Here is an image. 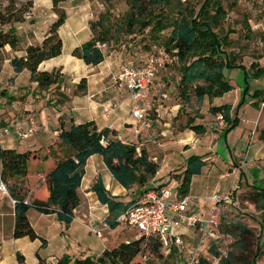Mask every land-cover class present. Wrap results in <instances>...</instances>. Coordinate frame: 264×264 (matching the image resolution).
I'll return each mask as SVG.
<instances>
[{"label":"trees","instance_id":"trees-1","mask_svg":"<svg viewBox=\"0 0 264 264\" xmlns=\"http://www.w3.org/2000/svg\"><path fill=\"white\" fill-rule=\"evenodd\" d=\"M6 1L7 4L0 8V50L5 45L11 48L19 47L16 23L26 20L25 16L32 6L31 1L22 4L16 0ZM62 1L65 0H52L53 8L56 10ZM100 1L107 7L111 5V0ZM126 2L129 6L128 11L120 18L127 33L132 34L137 28V31L142 33L148 28L154 42L158 32L164 29L169 30L163 44L157 47L154 44L149 53L162 47L164 65L161 69L169 63L178 64L180 79L177 86L182 103H189L191 91L195 98L200 100L204 96L210 99L222 96L231 89L232 86L222 72L226 66L242 68L246 79L257 78L264 72V68L260 67L258 61H253L246 67L238 60V54L226 49L231 41L228 40L227 35L221 34L222 21L226 16L222 0H203L197 11L189 4V0H126ZM60 10L39 44L28 45L23 56L10 59L16 73L23 69L30 72V81L36 83L35 90L51 91L52 89V96L46 103L54 106L65 104L71 96L86 89L85 77L75 83L71 91H66L64 89L66 78L60 68L51 71L38 69L42 61L58 56L62 52L59 28L64 23L66 15ZM107 13H109L108 9L90 21L91 38L71 52L87 65H96L103 60L101 46L112 37ZM260 92L256 90L253 95L258 97ZM1 93L3 95L4 90ZM231 110L230 104L223 103L210 106L208 112L212 116L218 112L223 113L224 128H227L231 123ZM233 121L234 124L238 123L236 117ZM193 122L194 119H188L185 127L196 134H203L206 126ZM1 125L4 126L5 122L0 121ZM56 127L59 131L58 139L69 150V153L61 159H56L54 154H51L46 143H43L46 149L41 153L37 149L18 151L14 148H4L0 143V180L15 200L12 236L14 238L27 236L31 240L39 238L41 247L46 246V239L40 237L30 224L28 210L34 208L42 214L55 213L64 228H67L74 218V209L79 204L77 190L85 174V164L91 155H100L113 178L127 190H132L135 186L141 191L148 179L159 170V165L149 159L151 155L146 149H137L135 143L117 138L114 129L98 128L93 120L75 123L72 117L65 113L58 117ZM48 157L54 160V166L44 176L46 186L40 190L44 198L26 199L28 189L26 183V189H24L22 182L27 177L29 161ZM209 167L210 163L206 156H189L175 190L181 195L188 193L192 176L208 172ZM12 178H20V183L9 184L8 180ZM91 190L95 193L97 200L107 207L106 223L110 227H115L118 224L116 217L132 202H124L120 196L113 195L105 187L99 175L92 184ZM43 191H46V194ZM257 194L260 195V200L264 204V188L257 191ZM145 240L151 253H158L160 261H164L160 242L155 237L142 235L107 248L95 257L86 255L71 258L69 255H63L56 264H141L142 260H137V257L139 255L141 257ZM210 244V249L215 256H218L219 253L215 251L213 243ZM173 253L175 250L171 254ZM232 254L229 253L228 258H221L222 263L231 264ZM16 255L22 262L23 255L19 252ZM36 255L41 263L43 259L38 252ZM256 256L257 251L254 253V257ZM143 258L146 256L144 255ZM193 264H211V262L202 253ZM250 264H255L254 260Z\"/></svg>","mask_w":264,"mask_h":264},{"label":"rangeland","instance_id":"rangeland-1","mask_svg":"<svg viewBox=\"0 0 264 264\" xmlns=\"http://www.w3.org/2000/svg\"><path fill=\"white\" fill-rule=\"evenodd\" d=\"M202 1L203 0H189V4L194 6L197 11ZM22 3H25V1L21 2V4ZM222 3L226 11V16L222 21L223 30L221 31V34L227 35L228 40L231 41L226 49L233 50L235 54H238V60L246 67L250 66L253 61H258L260 67L264 68V0H222ZM6 4V0H0V8H3ZM95 5L96 7H92V13H95L96 17L105 12L106 9L109 11L106 15L108 17L110 34L112 37L105 45H102L101 48L105 54L115 52L117 55L121 56V63L119 65L118 72L123 62L127 60H134V58L144 57L147 53L152 51V46L154 44L156 47L163 44V41H165L168 35L169 30L164 29L157 33V39L153 42L151 36L149 35L148 28H146L142 33L137 31L138 28L136 29V32L132 34L127 33L120 18L126 11H128L129 8L126 0H111V5L108 7L99 0V4L95 3ZM65 8H68V6ZM59 10V8H56L57 15ZM60 11L65 13L63 8H61ZM42 18L43 16L39 14V26L44 19ZM31 21H34V19ZM61 34L66 41V46V34L64 31L61 32ZM3 60L4 56L2 50H0V121L5 122L4 126H8L11 124V121L15 119L18 120L23 127H25L28 114H31L36 121V130L33 135L25 140H20L15 135L17 140L13 144L17 145L18 143L19 149L25 150L33 146L31 143L35 140L37 135L49 134L52 141H55L53 145L48 147L49 151H51V154H54L56 159L63 158L69 153V150L62 147V144L58 139L59 131L57 130V125L50 126V124L46 121L42 122L40 120L41 117L38 114L40 110L26 111L24 110V106L17 107L15 104L16 102L13 103L14 106H10L9 103L13 99L9 96H7V99H1V91L3 88H6L7 83L12 80L10 76L13 74L12 67L7 64L3 69H1ZM222 72L228 79L232 88L225 92L222 97L218 96L214 98L216 99V102L223 103L229 101L233 103L231 123L227 128H225L230 130V132L228 134V138L225 139L227 131L223 129L224 127L210 129L209 125L212 117L206 113L201 115L203 118V124L210 129L208 131L209 138L214 139L215 143L208 152L204 151L205 147L201 145L200 147L197 146L198 148H196V151L197 153H200L201 156L207 157L210 163L209 170H211L209 173L204 172L203 174L196 175L197 178L195 179V182L191 186L189 192L198 194L203 192L211 194L217 192L222 194L228 191L231 184L235 182L236 190L233 193L231 202L219 205L218 209L214 211L218 221L216 230L219 236L217 238V242L215 243V240H213L212 243L215 247V251H218L219 255L215 256L212 252L213 250L210 248L207 252L205 251L203 255L207 257L211 264H224L222 263L221 258H228L229 253H233L232 258H230L231 264H250L252 260H254L255 264H264V204H262L260 200V195L257 194V191L264 188V162H261L264 160H261L260 158H246V151L249 145L264 141V72H262L257 78L248 79L245 78L244 71L240 67L226 66L223 68ZM158 74L160 79L165 81L166 88L169 87V85L171 86L170 89L167 88L168 96L181 101L178 86L174 84L175 81H179L180 79L178 64L176 62L169 63L166 67L161 69ZM19 80L22 83L20 87L28 89L31 95L39 93L40 96L47 95L46 97L49 98L52 96V89L51 91L48 90L44 92L43 90L38 89V91H34V89H32L34 88V82H30L27 85L26 79L21 77ZM256 90H262L258 97L253 95ZM240 91L241 94H239ZM43 93H45V95ZM244 98H246V100ZM40 99L36 100L37 106L39 107L40 103L42 105ZM195 99L196 98L191 91L190 101L187 104L192 107H200L201 109V105L196 103L197 101H195ZM242 102H244L245 105L244 109H247L245 110L244 116L241 115L243 110L240 111L239 118L245 117L248 121L242 120L240 124H234L233 120L236 117L237 109ZM254 103H256V105H254ZM46 109L49 111V108L46 107ZM258 110L260 112L257 114ZM11 113H13V115H11ZM256 115L257 119L254 121ZM259 115L262 116V119ZM187 120L188 117H184L179 122L175 123L177 126V130L175 132L182 130V128L186 125ZM4 126H0V142L3 146H7L11 142L9 143L7 138L8 136L3 135L1 131ZM250 127H252L250 130L247 129ZM10 136H12V134H10ZM37 141L38 145L36 144L34 148L41 153L46 149V145L39 140ZM168 149L169 158L165 154L164 161L162 160V157L164 156L163 151H159L160 153H155L153 155H157L161 162L158 172V181L163 184H167V186L171 188H175L180 182V179H177L179 178V174H177V172L183 168V164L186 161L185 158L193 152L189 150L187 151L184 146L178 145V143L174 140L168 143ZM244 153L245 155H243ZM240 160H243L244 163H241ZM227 164H230L232 169L239 170V174L236 175V172L235 178L232 174H228L227 169L229 166ZM175 166L177 167L174 168ZM232 169L229 171L232 172ZM43 170H45V166L43 164L41 165L35 163V161H31L29 163L30 181L33 182L35 180L36 173L40 176V173ZM91 173L92 170L91 167H89L86 173V182L84 183L89 182L87 181V178H90ZM222 174L224 175L221 176ZM25 178L22 182L24 189H26ZM9 184H13V182ZM85 185L86 184H84L83 187H85ZM133 187L135 188V186ZM33 196L41 199L44 198V195L39 189L34 191ZM79 196L82 197L83 195ZM93 196L96 197L95 194ZM120 197L124 202L132 200L131 194H126V192L121 193ZM211 208L213 207L211 206L210 208H205V216L209 214ZM32 212H36L34 208L30 213ZM31 221L35 223L37 230L49 240L48 245L41 247V240L39 238L31 240L27 236L17 238L19 240L14 244L13 241L16 238H14L12 233H10V223H8L7 237H5L6 233L2 231L0 232V256H3L5 264H38L39 258L37 257L36 252H38L40 257L43 259L45 262L44 264H53L55 262L54 259L61 258L63 255H69L71 258L79 255H90L95 257L99 254L102 245L104 244V238L106 242L105 244L113 247L118 240H121V238L129 237L130 232L132 236L136 234L135 231L129 232L127 228L118 223L115 227H109L108 231H102L104 236L102 239V237L97 236L92 231H88L83 226V240H80L78 244L72 241L62 243L61 240L64 235H61L62 229H60L57 225H54V222L52 223L48 216L43 215L40 219H36L33 215H31ZM63 232L65 233L64 229ZM146 242L147 241L145 240L143 243L141 257L140 255V258L137 257V260H142L141 264H176L177 262H181L183 260L182 254L175 250V253L164 258V261H160L161 259L158 256V253H151V250L149 246L146 245ZM22 244H24V246L21 248L20 245ZM13 247L16 248L15 251L12 250ZM16 251L23 255L22 263H20L17 258ZM256 251L257 256L254 257V253ZM144 255L146 258H143Z\"/></svg>","mask_w":264,"mask_h":264},{"label":"crops","instance_id":"crops-1","mask_svg":"<svg viewBox=\"0 0 264 264\" xmlns=\"http://www.w3.org/2000/svg\"><path fill=\"white\" fill-rule=\"evenodd\" d=\"M20 4L21 2L31 1L32 6L30 8V11L25 16L26 19L24 22L16 23L17 28V35L19 38V47L18 48H11L8 45H5L2 48V53L4 56V60L1 64V69L4 68V66L7 64L12 67L13 74L10 76L12 80H10L9 83H7L6 88H3L4 94L2 95L1 99H7V96L11 97L13 100L9 103L10 106H14V102H16L17 107H23L24 110H40L38 114L40 115V120L46 121L50 124V126L57 125L58 123V117L61 114H67L72 117V120L75 123L85 122L93 120L95 124L98 126V128H104L109 127L111 129L116 130V137L121 139L122 141L126 142H133L137 145V149H146L150 155L158 154L159 151H163V157L162 160L164 161L165 154L169 158L168 155V143L170 141L174 140L178 143V145L184 146V148L187 149V151H192L193 153L191 155H200V153H197V146L200 147L204 146V151L208 152L213 147L215 141L214 139H210L208 135V131L211 129L212 121L214 120V116H212L208 109L212 105H220L223 103H228L231 106L233 105L232 102H216L215 98L209 99V97L204 96L202 99L197 100L196 103L201 105L200 107L194 106L192 107L189 104H184L181 101L174 99L172 97L168 96V89L169 87H165L166 83L165 81H162L160 79L159 74H157L155 79V86L154 88L149 92V95L145 101V105L149 110L151 121H152V127L150 129V137L153 139H156V144H153L149 138L145 137H138L134 134L132 130L131 123L134 122V118L131 114V99L129 95L128 88L126 86V83L120 82L116 79V76L118 74V69L120 65V55H117L115 52H109L107 54L103 53V60L96 64V65H87L83 62V60L75 57L72 55V50L81 45L82 43L88 41L91 38V31L89 28V23L91 20L96 18L95 13H92V7H96L95 3L99 4V0H65L62 1L58 8H63L65 10V21L59 28V35L62 40V52L58 56L46 59L42 61L38 69L39 70H54L57 68L61 69V72L63 76L66 78V86L64 89L66 91H71L72 86L75 83H78L81 78H86V89L83 92H79L78 94L71 96L69 100L66 101L65 104L62 105H47L46 101L49 99V97L46 96H40L39 93L36 95H31L30 91L28 89H23L24 87H20L22 85L21 81L19 80L21 77L26 79V84L28 85L30 81V72L27 69H23L21 72L16 73L14 71V68L10 62V59L13 57H20L25 54V48L30 44H39L47 31L48 26L57 18V12L53 8L52 0H17ZM68 6V8H65ZM44 11V13H43ZM43 16V21L41 25L39 26V14ZM34 19V21H31ZM63 29V30H62ZM65 32L66 39H67V45L66 41L62 37L61 32ZM150 53H147L142 58H134V61L136 64H140ZM161 75V74H160ZM175 85H178V81L174 82ZM36 83L34 82V91H35ZM31 89V91H32ZM37 91V90H36ZM44 92V91H43ZM166 93V97L162 98L161 93ZM262 92V90H261ZM45 95V93H43ZM241 94V91L240 93ZM41 97V99H40ZM222 97V96H221ZM37 99H40L42 102V105L40 102V107L37 106ZM246 100V98H244ZM15 100V101H14ZM20 100V101H19ZM216 102V103H215ZM196 105V104H195ZM244 102L239 105V108L237 109L236 118L238 120V124L242 122V120L248 121V119L245 117L239 118L240 111L243 110L242 116L245 115L244 109ZM47 108H49V111H47ZM206 109V110H204ZM257 110V109H256ZM232 111V110H231ZM260 111L258 110L257 114ZM203 113L209 114V116L212 117L211 123L209 125V128L206 127L207 130L203 134H196L193 130L186 128L185 126L182 128V130H177V126L175 123L179 122L184 117H188V119H194L193 123L197 124H203V118L201 115ZM186 114V115H185ZM13 115V113H11ZM31 115V114H28ZM262 119V116L259 115ZM258 116V117H259ZM257 119V115L254 118V121ZM260 119V118H258ZM187 123V122H186ZM254 123V122H253ZM224 126L220 127L223 128ZM253 127V125H252ZM247 128V129H251ZM48 128V127H47ZM226 130L225 139L228 138V134L230 130L223 128ZM175 132V133H174ZM213 135V133H212ZM8 136L9 143L7 146H3L4 148H14L18 151H25V150H35V145L38 143L37 140H39L42 143H46L48 147L50 145H53L55 141H52V138L49 136V134L45 135H37L35 137V140L32 141L30 148L27 149H19L18 143L13 144L16 142L15 135H5ZM61 143V142H60ZM245 144V142L243 141ZM62 144V143H61ZM38 145V144H37ZM157 145V147H156ZM62 147H67L62 144ZM159 148V149H158ZM67 151V150H65ZM167 152V153H166ZM189 155V156H191ZM245 155V153L243 154ZM187 156V158L189 157ZM246 158L248 159H258L264 160V141L253 143L248 146L246 151ZM187 158L186 161H187ZM244 160V158H243ZM243 160H240V162L244 163ZM31 161H35L37 164H43L45 166V170L41 171L40 176H35V180L33 182L30 181V175H29V165H28V174L25 178V183L27 186V196L26 199H33V193L36 189L43 190L46 186L44 176L53 166H54V160L51 157H48L47 159H31ZM186 161L183 164V168L180 169L177 174H179V178L182 174V172L185 169ZM264 162V161H261ZM232 164V163H231ZM228 167V174H232L229 170L232 169V166L230 164H227ZM91 167L92 173L90 178H87L86 182V173L87 169ZM175 166L174 168H176ZM172 170V169H171ZM211 170V169H210ZM208 171V173L210 172ZM157 171V184L158 185H166L158 181L159 176ZM239 174V170L236 175ZM97 175L101 176L103 183L105 184V187L113 194L121 196V193L126 192V194H131L132 198L134 195V191H138L136 188H133L132 190H127L123 186H121L111 175L107 167L105 166L102 157L98 154L91 155L86 164H85V174L81 180V184L77 190L78 196L83 195L82 197L79 196V204L74 209V218L69 223L67 228H64L63 224L58 220L55 213L52 214H42L38 211L31 212V210H28L27 216L29 219L30 224L32 227L37 231L36 233L40 237H45L41 232H39L35 226V223L31 221V215H33L36 219H40L43 215L48 216L52 223L54 222V225H57L61 231V235L64 234L61 240L62 243L66 242H76L79 243L80 240H83V229L84 226L88 231H90V227H99L102 228V231H108L109 225L106 223V217L108 215V210L106 205L101 204L96 197L93 195L95 194L91 190V186L94 183ZM222 174L221 176H223ZM226 175V174H225ZM234 175V178L235 176ZM177 178V179H179ZM196 175H193L191 178V182L189 185V190L191 189V186L195 182ZM9 183L15 184L20 183V178H12L8 180ZM85 187H83V185ZM172 188V193H173ZM188 190V194L197 197L199 200L198 207L203 216L206 215V207H211L214 203L212 201H207L204 198L211 195V193L203 192V193H190ZM44 194H46V191H43ZM83 192V193H81ZM94 193V194H93ZM217 193V192H215ZM213 194V193H212ZM96 196V195H95ZM13 198L10 196L8 191L2 192L0 191V232H4L5 237L8 235V223H10V233H12L13 226H14V203ZM123 200V199H122ZM130 202V201H128ZM111 228V227H110ZM127 228V227H125ZM63 229L65 230V233L63 232ZM130 231H134L133 229L127 228ZM184 231V235L188 237L189 235H193L195 233L194 230L190 228L184 227L181 229ZM135 234L132 236L130 232L129 237L121 238V240H118L114 246H116L118 243L122 241H128L129 238H134ZM99 237H102L103 234ZM13 238V237H12ZM46 239V245H48L49 240ZM19 239H15L13 242L14 244ZM105 238H104V244L102 245V248L99 252V254L102 253L103 250L107 248H112L105 244ZM24 244L20 245L22 248ZM113 246V247H114ZM15 247L12 248V250L15 251ZM209 249V248H208ZM208 249L204 248V252L208 251ZM18 252V251H16ZM15 252V253H16ZM97 254V255H99ZM82 256V255H79ZM78 257V256H75ZM74 258V257H73ZM57 259H54V263L56 264ZM22 263V262H20ZM45 262L42 260L41 263L38 262V264H44ZM0 264H5L3 256H0Z\"/></svg>","mask_w":264,"mask_h":264},{"label":"built area","instance_id":"built-area-1","mask_svg":"<svg viewBox=\"0 0 264 264\" xmlns=\"http://www.w3.org/2000/svg\"><path fill=\"white\" fill-rule=\"evenodd\" d=\"M164 65V50L162 47L150 53L140 64L134 60H127L120 66L116 79L126 83L131 99V114L134 122L131 123L134 134L138 137L149 138L153 144L156 139L150 137L152 121L145 101L149 92L155 86L158 71ZM161 97H166L162 92ZM26 126L23 127L18 120H12L11 124L4 126L1 131L3 135H16L20 140L29 138L36 130V121L32 115L26 118ZM225 117L218 112L214 116L211 129L224 126ZM254 132V131H253ZM149 159L160 167L157 155H151ZM238 172L232 169L234 176ZM157 172L150 177L141 191H134L132 203L121 212L116 221L124 227L133 229L140 236L155 237L160 242V249L164 258L169 256L173 250L181 253L183 260L176 264H193L198 257L204 253V248H210L212 241L217 242V217L214 213L219 205L231 202L236 190L235 182L225 193H213L204 199L212 201L209 214L203 216L199 210L197 197L188 193L179 194L175 189L166 185L157 184ZM0 190L6 191L5 184L0 180ZM15 200H13V203ZM184 227L195 231L193 235L186 237ZM90 231L97 236L102 235V228L90 227Z\"/></svg>","mask_w":264,"mask_h":264}]
</instances>
